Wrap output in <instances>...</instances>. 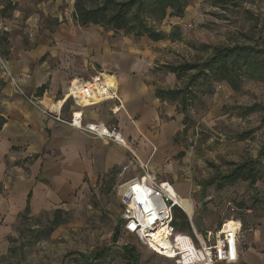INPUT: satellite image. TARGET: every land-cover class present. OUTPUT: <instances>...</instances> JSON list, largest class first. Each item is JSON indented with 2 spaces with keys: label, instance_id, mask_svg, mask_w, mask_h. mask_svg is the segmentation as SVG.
I'll return each mask as SVG.
<instances>
[{
  "label": "rangeland",
  "instance_id": "obj_1",
  "mask_svg": "<svg viewBox=\"0 0 264 264\" xmlns=\"http://www.w3.org/2000/svg\"><path fill=\"white\" fill-rule=\"evenodd\" d=\"M77 1L0 0V77L14 80L5 60L11 52H36L42 49L43 41L56 43L64 40L63 35L79 39L83 33L96 30L75 22ZM85 1L93 6L97 0ZM182 3V11L168 8L164 18L145 13L148 26L167 35L162 41L154 42L146 36L136 39L123 31H112L113 38L124 45L145 49L146 61L152 67L148 72L154 74L157 87L160 117L164 122L176 121L180 127L170 152L166 150L158 162L141 160L125 138L130 149L126 162L86 175L74 190L66 186L62 196L56 197L54 191L51 199L42 192L37 194L35 200H30L27 216L26 206L22 211L17 207L15 216L0 219V264H91L80 255L93 259L108 249L109 254L95 264H126L125 247L136 249L139 264H175L157 256L136 236L123 230L121 190L145 171L169 183L166 188L182 198L202 235L215 231L231 218L242 222L244 255L237 264H246L249 248L257 257L253 263L264 264V78L246 71L236 91L211 74L189 85L196 70L177 77L166 69L170 65H200L217 48L249 45L264 51V0H234L222 6L210 0ZM158 89L185 92L171 100L158 97ZM166 105L175 110L171 119L164 116ZM42 113L55 119L54 112ZM243 165L252 167L251 178L227 184L226 177ZM124 166L128 167L125 172ZM58 209L65 213L64 222L47 236ZM177 223L186 227L184 232L191 233L187 216L178 213ZM117 229L120 234L115 241ZM71 253L74 255L67 257Z\"/></svg>",
  "mask_w": 264,
  "mask_h": 264
},
{
  "label": "crops",
  "instance_id": "obj_2",
  "mask_svg": "<svg viewBox=\"0 0 264 264\" xmlns=\"http://www.w3.org/2000/svg\"><path fill=\"white\" fill-rule=\"evenodd\" d=\"M91 26L97 29L79 39L63 35L64 40L56 43L43 41L39 51L5 57L14 80L0 77V219L15 216L17 207L22 211L29 195L32 200L41 192L50 199L54 192L62 196L66 186L74 190L86 175L130 159L128 149L43 115L29 98L63 119L81 110L85 122L118 129L141 160L158 162L166 150L170 152L180 127L160 117L144 47H128L113 38L114 32ZM99 73H111L116 98L82 108L67 98L70 81ZM174 113L165 106L166 119ZM244 260L246 264L257 260L252 248Z\"/></svg>",
  "mask_w": 264,
  "mask_h": 264
},
{
  "label": "built area",
  "instance_id": "obj_3",
  "mask_svg": "<svg viewBox=\"0 0 264 264\" xmlns=\"http://www.w3.org/2000/svg\"><path fill=\"white\" fill-rule=\"evenodd\" d=\"M107 92L114 91L109 89L104 76L95 75L85 81L81 79L70 81L67 98H72L74 103L82 108L85 107L79 103L82 100H86L89 106L111 100L106 99ZM31 103L44 114H53L51 110L42 109L36 101L31 100ZM54 115L55 120L88 136L106 140L130 150L124 135L119 130L101 122H85L84 113L81 110L72 112L69 120ZM134 157L143 167L140 159L136 155ZM127 170L128 167L124 166L123 171ZM168 184L145 171L143 175L133 178L123 186L120 194L124 232L136 236L144 247L159 257H163L162 251L167 256V249L162 245V242L166 243L169 256H174L168 260L175 264L239 263L244 255L241 239L242 222L231 218L224 221L215 231H205L202 235L194 226L192 217H189L184 209L175 203L171 191L166 188ZM178 213L184 214L190 220L192 229L190 234L178 230L176 226ZM230 220L239 222L240 226L229 227ZM158 234H160L161 242L156 238Z\"/></svg>",
  "mask_w": 264,
  "mask_h": 264
},
{
  "label": "trees",
  "instance_id": "obj_4",
  "mask_svg": "<svg viewBox=\"0 0 264 264\" xmlns=\"http://www.w3.org/2000/svg\"><path fill=\"white\" fill-rule=\"evenodd\" d=\"M214 5H225L234 0H210ZM182 11L184 5L182 0H97L93 6H88L85 0H78L75 5L74 20L82 26L99 25L108 31L121 32L126 35H133L136 39L148 37L154 42H159L167 38V35L161 31L155 30L148 26L145 20V13L157 14L164 18L167 9ZM167 70L174 73L177 77L195 71L191 75L189 85L196 84L201 77L211 74L218 81L227 82L234 90H239L241 76L244 72L249 71L254 75L264 78V51L249 45H236L234 47L217 48L212 57L200 65L182 64L177 66H167ZM185 89L179 90H160L157 91L158 97H168L171 100H177L182 96ZM252 167L243 165L226 177L227 184H234L236 181L249 180L251 178ZM29 195L25 216L30 212ZM64 211L58 209L48 228L47 236L64 222ZM178 230L185 231L186 227L176 222ZM120 231L117 229L115 241L119 237ZM110 250L102 251L94 255L93 259L87 258L84 254L81 257L87 259L91 264H95L105 258ZM76 254V253H75ZM74 255L69 254L67 257ZM123 256L126 264H139L140 256L134 247H125ZM66 257V258H67Z\"/></svg>",
  "mask_w": 264,
  "mask_h": 264
},
{
  "label": "bare ground",
  "instance_id": "obj_5",
  "mask_svg": "<svg viewBox=\"0 0 264 264\" xmlns=\"http://www.w3.org/2000/svg\"><path fill=\"white\" fill-rule=\"evenodd\" d=\"M105 77V80H106V82H107V86H109V89L110 90H112V91H114L113 93H109V92H107L106 93V99H113V98H116L117 96H116V89H115V87H114V85H113V82L110 80V78H109V76H104ZM100 95H101V93H100ZM101 97H102V95H101ZM101 97H99V98H101ZM80 104H83V105H85V107L86 106H89L88 105V102L85 100H82V101H80L79 102ZM98 103H100V102H98ZM169 191H171V190H169ZM171 194H172V198H173V200L175 201V203L176 204H179L183 209H184V211L187 213V215L189 216V217H192L189 213H188V211H187V209H186V206L184 205V202H183V200H182V198L177 194V192H175V194H173L172 193V191H171ZM229 225V227L230 226H232V225H235V226H237V227H239L240 226V223L239 222H234L233 220H230V223L228 224ZM159 236H160V234H158L157 236H156V238H158L159 239ZM159 241L161 242V240L159 239ZM162 245H163V247H165L167 250H166V255L167 256H165L164 254H165V252L164 251H162L161 253V255L163 256V257H165V259L167 258V259H171V258H174V256L173 255H170L169 256V252H168V245L166 244V243H163L162 242ZM162 257V258H163Z\"/></svg>",
  "mask_w": 264,
  "mask_h": 264
}]
</instances>
